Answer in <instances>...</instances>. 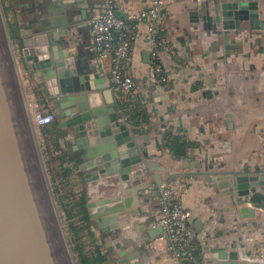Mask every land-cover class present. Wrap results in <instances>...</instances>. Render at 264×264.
I'll return each instance as SVG.
<instances>
[{"label":"crops","instance_id":"crops-1","mask_svg":"<svg viewBox=\"0 0 264 264\" xmlns=\"http://www.w3.org/2000/svg\"><path fill=\"white\" fill-rule=\"evenodd\" d=\"M154 1L118 0V13L122 14L125 9L146 8ZM166 1L167 9L159 20V27L170 44L169 50L161 52L168 81L161 83L152 73L147 23L142 22L132 45V74L136 82L130 98V110L135 113L132 120L124 118L114 95L112 98L96 89L103 78L110 88V62L97 60L89 26V20L99 13L104 0H40L35 10L27 13V18L17 16L22 31L21 45L17 44L23 47L26 39L36 36L31 49L37 51L35 58L39 61L48 58L54 63L52 53L72 52L74 55L68 58L76 60L89 78L83 76L93 91L87 94L88 109L80 112H91V119L87 121L91 135L86 134L79 143L83 134L77 133L74 126L61 127L65 119L58 117L57 139L60 152L66 155L65 164L73 168L72 186L85 189L93 203L116 199L111 204L89 209L90 213L114 210L113 215L122 213L124 208L125 214L117 218L127 220L128 225L119 238L111 239L106 225L98 223L100 233L107 236V243L113 246L108 250L112 248L120 261L174 264L158 223L160 190L153 175L160 173L164 181L176 180L182 203L198 232L186 263L264 264V205L251 202L253 190L229 194L219 189L218 183L235 182L233 178L213 181V177L218 176L264 174V29L253 30L249 21H242L240 28L229 34L231 53L227 55L223 35L205 29L202 19L193 22L192 15L202 7L204 13L212 17V24L217 25L214 20L216 6L222 11L236 8L234 4L239 1L255 0ZM256 1L259 2L257 9L246 8L264 21V0ZM63 28L67 32L64 46L53 41L60 37ZM218 28L223 31L222 24H218ZM39 47L42 48L40 52ZM50 69L27 71L38 87V97L32 103L35 107H50L57 115L50 100L53 96L45 84ZM71 94L60 93V96ZM70 107L71 104L67 105L64 111H70ZM104 117L109 118L110 123L125 120L132 140L123 146L131 144L134 148L127 158L140 157L141 160L127 164L126 180L121 174H115L88 182L86 174L100 171L103 164L87 171H81L80 165L88 162L85 161L87 149L101 138L100 125L103 124L97 121ZM169 128L190 144L188 156L180 157L163 145V134ZM143 145L147 156L141 149ZM151 165L164 170H153ZM114 168L121 169V164ZM140 187L146 189L139 196V205L125 208V200L137 201V192H125ZM261 190L264 193V189ZM136 208L140 211L131 214ZM251 208L255 209L254 216L246 217L242 211Z\"/></svg>","mask_w":264,"mask_h":264},{"label":"water","instance_id":"water-1","mask_svg":"<svg viewBox=\"0 0 264 264\" xmlns=\"http://www.w3.org/2000/svg\"><path fill=\"white\" fill-rule=\"evenodd\" d=\"M258 5L259 2L256 0L250 3L239 1L234 4L236 8L222 11L219 6H216L214 20L217 25L212 24V17L205 14L201 7L192 14L193 22H199L202 19L205 29L223 35L226 54L229 55L231 53L229 34L232 30L239 29L242 21H249V26L253 30L264 29V21L260 20L258 15L250 14L246 8L251 6L252 9H257ZM2 16L0 11V264H73L41 165L34 132L27 119L23 88L13 54L12 40ZM218 24H222L223 31L218 28ZM66 33V28H63L60 37L53 39L54 43L64 46ZM35 37L26 39V44L22 47L26 65L34 71L52 68L51 73L45 76V84L53 96L50 100L53 101L59 117L65 119L60 126H74L77 133L83 134L79 138L80 143L85 139L86 134L91 135L90 125L87 123L91 119V112L81 113L80 111L88 109L87 94L92 92L93 88L84 82L85 72L77 61L68 58L69 55H74L72 52L52 53L51 58L55 59L54 63L52 59L39 61L35 58L37 51L31 49L33 42L37 40ZM37 44L39 45V42ZM40 49L42 50L39 47L38 52ZM85 78L89 79L87 75ZM53 87H58L56 92L52 89ZM96 89L103 90L106 96L113 98V92L104 78L97 84ZM60 93L72 94L66 97V95L60 96ZM70 104V111L65 112L64 108ZM73 114L76 115L73 116ZM67 117L69 119H66ZM97 123L103 124V126L100 125L101 138L97 139L93 147L87 149L85 161L88 162L81 164L80 170L87 171L103 164V169L100 171L93 170L86 174L88 182L99 180L102 177L109 178L115 174H121L126 180L129 172L127 164L138 162L141 159L140 157L127 158V154L133 152L134 148L131 144L123 146L132 140L125 120L118 119L110 123L109 118L104 117L98 119ZM96 144L99 145L95 146ZM120 146L123 147L119 148ZM141 149L147 156L145 145L141 146ZM117 164H121V169L114 168ZM150 167L153 170H164L163 167L157 165ZM230 178H233L235 182L218 183L219 189L226 190L225 192L229 194L237 190H247L245 193H249V190L256 187H264V174L257 173L218 176L213 177V181ZM153 179L158 189H161L164 182L161 174L153 175ZM144 189L146 187L127 190L125 193L137 192V201L133 203L130 199L125 200V208L138 206L139 196ZM115 201L116 199H106L99 203L90 201L88 207L104 206ZM123 210L124 208L119 214L112 215L114 210L99 214L101 217L99 224L106 225V231L111 235L122 231L128 225L127 220L117 218L118 215L125 214ZM139 211L136 208L130 213L134 215ZM242 212L246 217H253L255 209H244ZM129 261L127 259L124 263L130 264ZM221 264L250 263L232 261Z\"/></svg>","mask_w":264,"mask_h":264},{"label":"built area","instance_id":"built-area-1","mask_svg":"<svg viewBox=\"0 0 264 264\" xmlns=\"http://www.w3.org/2000/svg\"><path fill=\"white\" fill-rule=\"evenodd\" d=\"M167 5L166 0H155L146 8L125 9L119 14L118 0H104L102 9L89 20L92 49L98 61L110 62L109 86L118 102L126 103L122 107L123 112L131 109L127 103L135 91L132 45L142 22L147 23L146 38L150 44L152 73L161 83L168 81L161 52L169 50L170 44L161 35L159 27V20ZM34 116L40 126L55 120L53 113H46L40 107H37ZM159 190L158 223L162 227V236L168 242L172 262L185 264L190 258L198 232L182 203L176 180H165Z\"/></svg>","mask_w":264,"mask_h":264},{"label":"rangeland","instance_id":"rangeland-1","mask_svg":"<svg viewBox=\"0 0 264 264\" xmlns=\"http://www.w3.org/2000/svg\"><path fill=\"white\" fill-rule=\"evenodd\" d=\"M39 2L40 0H0V11L3 14L2 19L4 20L8 32H9V21L10 22L17 21V19L21 15H23L24 18H27L28 17L27 13L31 14L38 7ZM8 17H11V19L9 20ZM12 47H13L14 58L17 63L19 78L23 88L24 102L27 110V119L30 127L34 132L35 143L37 146L39 158L41 159V165L43 166L46 175L51 197L53 199L55 210L58 215L61 228L63 230L65 242L69 249L73 264H78L77 256H76L77 254L74 251V248L76 246L75 243H77L78 241H79V245H81L83 249V252H87L91 254L93 253L95 256L98 254V252L102 253L104 260L102 262L97 261V263L95 264H127L124 263V261L127 259L120 261V259L118 258V254L113 253L112 248L110 249V251L108 250V247H113V246L107 243V236L102 235L99 231L98 223L101 219V217L99 216V214L101 213L100 212L90 213L89 211V209L91 208L88 207V202L90 201L87 191H86V195H87L86 197H87L88 214L90 217L89 220L90 227H85V224L87 223L82 220L84 214L82 213L81 208L77 207L74 204V201L79 200V197L81 196L80 192L81 190H83V188L75 189L72 186L70 180L72 175L69 177V179L63 177L62 175L63 170L60 167L61 164H63L64 167L67 166L65 164L66 159L62 160L56 158L64 154L60 152L61 148L57 149V147H59L57 145V142L59 143L57 139L59 115L58 113L57 115L54 114V112H52V109L50 107L47 106L43 108L40 107L46 113L48 112L53 113L55 115V120L52 123L45 126H40L36 123L34 115L37 107H35V105L32 102H34V99L38 97V87H36V85L33 84V81L30 79V75L28 74L29 68L26 65V59L25 56L23 55L22 47L17 43H13V40H12ZM122 113L124 118L127 117L128 120L130 110L128 112L122 111ZM54 178H56L55 181H53ZM261 189H264V187H256L253 189V192L255 191L264 195L263 190ZM59 196L63 197L64 202L68 203V205L72 209L71 211L72 217L70 218V220L66 218L65 213L61 209L60 200L58 199ZM260 204L264 205V200H261ZM69 221L74 222L82 227L79 234H73L72 231L69 230L68 228V226L70 225ZM121 233H123V230L116 233L115 235L109 234V236L111 237V239H115L114 236H116V238H119ZM127 242L128 241H126V243ZM120 246L121 245H118V248H120Z\"/></svg>","mask_w":264,"mask_h":264},{"label":"trees","instance_id":"trees-1","mask_svg":"<svg viewBox=\"0 0 264 264\" xmlns=\"http://www.w3.org/2000/svg\"><path fill=\"white\" fill-rule=\"evenodd\" d=\"M9 33L11 36V39L13 40V43H19L21 45L22 42V31H21V25L18 21H14V22H10L9 21ZM128 105L131 104V101H129L127 103ZM119 105L122 107H124L126 105V103H119ZM132 110H130L129 113V120L134 117L135 113H131ZM163 145L167 148H169L173 153H175L176 155L180 156V157H186L188 156V147L190 146L189 143L185 142L182 138V136H179L178 134H176L172 129H166V131L163 134V139H162ZM57 145L59 147H57V149L60 148V144L57 142ZM65 154L60 155L56 158L65 160ZM63 170V177L69 179V177L71 175H73V168L71 167H64L63 164H61L60 167ZM56 178L53 179V181H55ZM80 197L79 200L74 201V204L77 207H80L82 210V213L84 214V216L82 217V220L85 221L87 224H85V227H90L89 226V214H88V208H87V195H86V190L83 189L80 192ZM60 200V205H61V209L63 210V212L66 215V218L70 220V218L72 217L71 211L72 209L70 208V206L68 205V203L64 202V198L60 197L58 198ZM264 200V195L258 193V192H253L252 197H251V202L255 203V204H259L261 206H263L262 204H260V201ZM70 222V221H69ZM69 230L72 231L73 234H79L80 230L82 229L81 226H79L78 224L74 223V222H70V225L68 226ZM76 246L74 248V251L76 252V256H77V263L78 264H95L98 262H102L104 260L103 255L101 252H98V254L95 256L93 253H87V252H83V249L81 247V245H79V241L77 243H75ZM186 264H194L193 262H187Z\"/></svg>","mask_w":264,"mask_h":264}]
</instances>
